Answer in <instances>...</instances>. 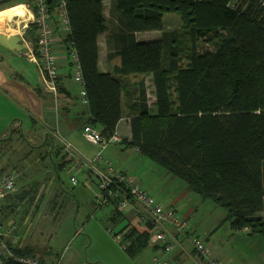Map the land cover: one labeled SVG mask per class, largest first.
Here are the masks:
<instances>
[{
  "label": "trees",
  "instance_id": "trees-1",
  "mask_svg": "<svg viewBox=\"0 0 264 264\" xmlns=\"http://www.w3.org/2000/svg\"><path fill=\"white\" fill-rule=\"evenodd\" d=\"M18 1L35 14L33 0ZM50 1L53 13L65 2L64 42L76 52L88 124L107 139L116 135L125 98L133 116L131 138L121 143L224 209L233 231L264 238V217L257 216L264 212V0ZM174 13L181 27L167 30L164 18ZM155 31L158 39L138 41ZM106 33L107 49L120 59L114 73L99 70V37ZM24 37L36 42L35 24ZM141 76L151 77L154 111L146 81H131ZM121 220L116 213L112 223ZM120 234L130 257L150 242L130 225ZM13 249L37 258L29 247Z\"/></svg>",
  "mask_w": 264,
  "mask_h": 264
},
{
  "label": "rangeland",
  "instance_id": "rangeland-1",
  "mask_svg": "<svg viewBox=\"0 0 264 264\" xmlns=\"http://www.w3.org/2000/svg\"><path fill=\"white\" fill-rule=\"evenodd\" d=\"M19 6L31 13L30 8L18 0L0 3V10L6 8V11H9ZM109 6L107 3L108 15ZM30 17L25 28L18 17L10 19L1 17L0 24L2 23L3 30L7 28L12 33L14 29L24 38V33L33 19ZM53 19L55 27L53 51L56 56L58 50L64 48L63 40L67 32L64 31V27L62 28L58 12L54 14ZM164 21L167 30L181 27L180 17L175 13L166 15ZM160 36L161 32L155 31L140 33L137 37L139 42H148ZM5 63L7 65L10 62ZM148 85L150 88V83ZM149 100L153 106V97L150 96ZM75 144L88 154L96 155L98 151V147L87 143L79 134ZM48 149L45 145L26 142L18 137L0 144V174L17 176L16 192L9 197L16 198L11 200L13 215L8 219H12L13 224L18 227H26L21 233L24 245H30V248L35 250L37 258L43 257L45 252H50L45 257L53 263L43 260L51 264H57L59 260L61 264H159L155 262L156 258L162 262L173 260L175 249L179 250L177 244L174 245L172 253L148 246L137 256L130 257L118 242V239L122 238L120 232L128 225V220L114 225L105 219L108 209L112 213L111 207L101 209L95 207L97 186L92 190L87 184L96 185V177L86 167L81 172L71 171L70 168L53 171V166L59 168L68 155L60 139L54 147L55 160L48 159ZM106 156H116L117 162L113 159L108 160L114 166L121 165L124 170L127 168L130 173L128 175L142 177L144 186L142 190L165 208L176 209L177 217L189 223L190 231L186 235L187 238L184 237L186 241L184 248L191 257L186 258L181 264H196L194 258L197 255L192 244L194 237L198 238L210 253L211 259H207L206 264H213L212 260L215 258L221 264H264L263 237L233 231L230 223L225 221L224 209L191 192L184 181L174 177L165 168L146 156L141 157L135 149L120 143L109 145L103 151V158ZM73 176L78 181L76 186L71 182ZM184 187L188 190L187 195ZM26 190L34 198L31 202L28 197L24 201L18 198ZM3 201L0 202V206ZM28 215L30 221L26 225L24 223ZM257 216L264 217V212ZM116 234L119 236L116 237Z\"/></svg>",
  "mask_w": 264,
  "mask_h": 264
},
{
  "label": "crops",
  "instance_id": "crops-1",
  "mask_svg": "<svg viewBox=\"0 0 264 264\" xmlns=\"http://www.w3.org/2000/svg\"><path fill=\"white\" fill-rule=\"evenodd\" d=\"M107 3L108 6L110 5L109 2L105 3L104 14L106 17H108ZM4 11H6V8L0 10V12ZM31 13H29V16H32L33 18L34 12L31 11ZM64 31H66L67 34L69 33V31L65 29ZM16 32L17 31L13 29V32L11 33L7 28H5V30L0 31V34L7 36H19V32ZM106 35L107 33L99 37V70L102 73H114L115 68L120 65V59L112 55V51L107 49ZM21 39V43L24 45L23 51L13 52L0 44V144L6 142L7 140H12L14 137H18L26 142L28 141L37 143L39 145H45L47 148H49L48 159L52 161L55 160V158L53 159L54 147H56V144H58L60 139L62 143L63 141L70 143L80 157L88 160L92 159L95 154H88L75 144L77 134L80 136L82 135V127L85 124H88L89 120L91 119L88 111V102L87 104L83 103L84 97L81 95L84 86H81L76 81L75 77V73L77 71V62L75 61L74 54H76V52L71 49L68 50L69 47L66 46L64 39V48H62V50L59 49L56 53L58 67V95L55 96L45 90L44 75L40 66L34 62H30L25 57L26 50L35 42L28 41L25 37H21ZM5 61H9L10 63L5 65ZM142 79L146 81L148 97H153L152 103H154V87L152 82H150L151 77H131V81L133 83L141 81ZM149 83L151 85L150 88L148 85ZM150 93H152V95H150ZM149 102H151V100H149ZM152 107V110L154 111V106ZM122 110L123 118L118 123L116 135L121 141L130 140V118L133 115L127 108L125 98L122 100ZM121 141L119 143L121 145H125L121 143ZM135 151L137 152L136 149ZM142 156L143 155H141V157ZM116 158V156H106L104 160L110 161L113 159L115 162H117ZM68 160L70 163L67 162ZM110 163L112 162L110 161ZM112 165L117 171L128 175L129 170L127 168L124 170L121 168V165L114 166L113 163ZM60 166L61 165H59L58 168L54 165L52 170L60 171L70 168L71 171L81 172L84 169L83 168L81 171H78L75 168L74 160L69 156L64 159V168H61L62 166ZM133 178L142 189L144 187L142 177L140 178V176L133 175ZM87 185L90 187V189L94 190V183L92 185L88 183ZM184 189L187 195L188 190L185 187ZM27 194H30L28 190L23 191L21 196H18L19 200L24 201L25 198L28 197L30 198L31 202L34 198L31 199L32 196ZM9 197L11 196H8L7 199L3 201L2 206H0V209L2 210H0V220L2 222L4 220L2 224L6 229H10L12 227L15 228V242H13L14 248H30V245H24V241L21 236L22 231L26 229V227H18V225L13 224L12 219H8L10 215H13V206H11V200L16 199ZM174 210L177 212L176 209ZM107 212L108 213L105 215V219L112 222L114 214L113 212L111 213L109 209ZM123 220H128V225H130V227L137 225L132 210L122 214L121 222ZM29 221L30 215L27 216L24 224H28ZM184 237L187 238L186 234L176 236L177 242L175 244L179 246V250L175 249L174 255L172 257V262L175 264H181L186 258L191 257L190 253L186 252L184 248V244L186 242ZM12 240L13 239L9 241L12 242ZM148 246L155 247L156 250H163L162 247L152 244L151 242H149ZM49 253L45 252L44 254L49 255ZM45 259L53 263L52 260L47 259L46 257ZM194 259L196 264H206L207 261V259H199L198 256H195ZM217 260L218 259L215 258L212 261L218 262Z\"/></svg>",
  "mask_w": 264,
  "mask_h": 264
},
{
  "label": "built area",
  "instance_id": "built-area-1",
  "mask_svg": "<svg viewBox=\"0 0 264 264\" xmlns=\"http://www.w3.org/2000/svg\"><path fill=\"white\" fill-rule=\"evenodd\" d=\"M50 2V0H33L35 14L31 24L36 25V42L26 50L25 57L30 62L40 66L44 75L45 90L57 96L58 67L53 51V16L55 13L50 10ZM58 14L64 29L69 31L64 1L60 3ZM74 58L77 62L76 81L82 86L83 79L76 54H74ZM81 95L84 97L83 103L87 104L88 101L84 89ZM81 133L87 143L98 147V151L92 159L88 160L80 157L70 143L63 141L62 144L68 156L74 160L75 168L78 171L86 167L96 177L97 184H94V186H97L95 207L97 209L111 207L113 214H125L132 210L137 225L131 227L139 233H147L152 244L162 247L166 253H172L177 242L176 236L189 233V223L178 218L175 210H169L157 203L153 197L141 189L133 177L117 171L112 163L104 160L103 151L109 145L121 141L117 135L107 139L97 128L90 124H85ZM16 180L17 176L15 174H0V202L16 191ZM71 182L74 186L78 184L74 176L71 178ZM14 236L15 228L6 229L0 221V264H10V260H15L19 264H51L35 257L16 255L13 249ZM118 236L116 234V237ZM8 239L13 240L11 242ZM122 240V238L118 239V242L122 244ZM192 244L199 259L210 258L208 257V251L198 238H192ZM122 246L125 248V245ZM155 262L159 264H175L172 261L162 262L158 258L155 259ZM57 264H60V260ZM213 264L221 263L213 262Z\"/></svg>",
  "mask_w": 264,
  "mask_h": 264
},
{
  "label": "bare ground",
  "instance_id": "bare-ground-1",
  "mask_svg": "<svg viewBox=\"0 0 264 264\" xmlns=\"http://www.w3.org/2000/svg\"><path fill=\"white\" fill-rule=\"evenodd\" d=\"M5 17L6 19H10L13 17H18V19L22 20V23L24 25V28L26 27V23L29 21L30 16L27 10L23 9L22 6L14 7L10 9L9 11L0 12V18ZM2 23L0 24V31L3 30Z\"/></svg>",
  "mask_w": 264,
  "mask_h": 264
},
{
  "label": "water",
  "instance_id": "water-1",
  "mask_svg": "<svg viewBox=\"0 0 264 264\" xmlns=\"http://www.w3.org/2000/svg\"><path fill=\"white\" fill-rule=\"evenodd\" d=\"M21 42L22 39L19 36H7L0 34V44L13 52L24 50V45Z\"/></svg>",
  "mask_w": 264,
  "mask_h": 264
}]
</instances>
